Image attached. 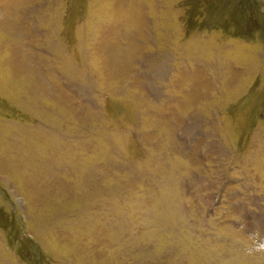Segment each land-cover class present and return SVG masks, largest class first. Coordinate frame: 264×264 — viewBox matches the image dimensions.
Instances as JSON below:
<instances>
[{"label": "rangeland", "instance_id": "rangeland-1", "mask_svg": "<svg viewBox=\"0 0 264 264\" xmlns=\"http://www.w3.org/2000/svg\"><path fill=\"white\" fill-rule=\"evenodd\" d=\"M0 264H264V0H0Z\"/></svg>", "mask_w": 264, "mask_h": 264}]
</instances>
